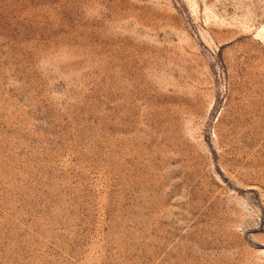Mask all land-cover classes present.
Wrapping results in <instances>:
<instances>
[{"label":"rangeland","instance_id":"1","mask_svg":"<svg viewBox=\"0 0 264 264\" xmlns=\"http://www.w3.org/2000/svg\"><path fill=\"white\" fill-rule=\"evenodd\" d=\"M0 264H264V0H0Z\"/></svg>","mask_w":264,"mask_h":264}]
</instances>
